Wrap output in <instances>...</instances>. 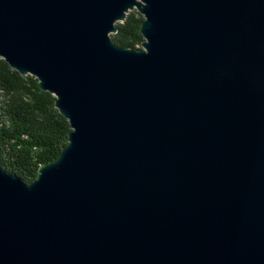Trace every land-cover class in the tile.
I'll use <instances>...</instances> for the list:
<instances>
[{
    "label": "water",
    "instance_id": "water-1",
    "mask_svg": "<svg viewBox=\"0 0 264 264\" xmlns=\"http://www.w3.org/2000/svg\"><path fill=\"white\" fill-rule=\"evenodd\" d=\"M0 58L71 130L0 163V264H264V0H0Z\"/></svg>",
    "mask_w": 264,
    "mask_h": 264
},
{
    "label": "trees",
    "instance_id": "trees-1",
    "mask_svg": "<svg viewBox=\"0 0 264 264\" xmlns=\"http://www.w3.org/2000/svg\"><path fill=\"white\" fill-rule=\"evenodd\" d=\"M143 17L130 12L111 35L121 47L140 49ZM68 121L55 107V97L31 75H21L0 58V163L25 183L54 162L68 143Z\"/></svg>",
    "mask_w": 264,
    "mask_h": 264
},
{
    "label": "rangeland",
    "instance_id": "rangeland-1",
    "mask_svg": "<svg viewBox=\"0 0 264 264\" xmlns=\"http://www.w3.org/2000/svg\"><path fill=\"white\" fill-rule=\"evenodd\" d=\"M133 11H136V12H137V10H135V9H134V10H132L131 12H133ZM140 49H142V46H140Z\"/></svg>",
    "mask_w": 264,
    "mask_h": 264
}]
</instances>
